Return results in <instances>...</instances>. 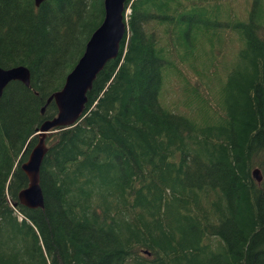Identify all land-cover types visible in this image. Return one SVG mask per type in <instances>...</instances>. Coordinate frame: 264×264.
<instances>
[{
    "label": "trees",
    "instance_id": "obj_1",
    "mask_svg": "<svg viewBox=\"0 0 264 264\" xmlns=\"http://www.w3.org/2000/svg\"><path fill=\"white\" fill-rule=\"evenodd\" d=\"M126 10L80 120L45 137L43 207L26 209L20 164L102 4L0 0V68L29 73L0 97V264H264V0Z\"/></svg>",
    "mask_w": 264,
    "mask_h": 264
},
{
    "label": "water",
    "instance_id": "obj_2",
    "mask_svg": "<svg viewBox=\"0 0 264 264\" xmlns=\"http://www.w3.org/2000/svg\"><path fill=\"white\" fill-rule=\"evenodd\" d=\"M44 0H33L38 7ZM127 0H101L102 19L91 32L84 44L83 51L72 69L65 75L59 90L46 100L52 102L56 114L44 120L38 127L36 142L29 150L27 159L20 164V170L27 180L26 187L17 195L18 204L26 209H42L43 197L39 186V168L46 153L45 137L60 129L74 126L84 111L86 93L105 64L116 58L119 44L126 33L125 3ZM12 81L29 85V73L23 66L7 69L0 68V97L5 86ZM44 106L40 109L43 113ZM256 182L261 176L258 169L251 172Z\"/></svg>",
    "mask_w": 264,
    "mask_h": 264
},
{
    "label": "rangeland",
    "instance_id": "obj_3",
    "mask_svg": "<svg viewBox=\"0 0 264 264\" xmlns=\"http://www.w3.org/2000/svg\"><path fill=\"white\" fill-rule=\"evenodd\" d=\"M176 92H177V87L174 84V81L170 79V83L165 86V93H166L165 103L166 104L173 100L174 93L176 94Z\"/></svg>",
    "mask_w": 264,
    "mask_h": 264
}]
</instances>
